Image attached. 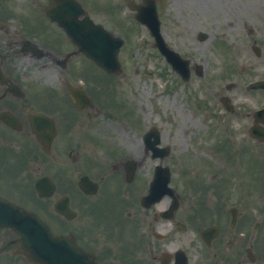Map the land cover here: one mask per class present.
I'll return each instance as SVG.
<instances>
[{
  "label": "flooded vegetation",
  "instance_id": "1",
  "mask_svg": "<svg viewBox=\"0 0 264 264\" xmlns=\"http://www.w3.org/2000/svg\"><path fill=\"white\" fill-rule=\"evenodd\" d=\"M24 1L28 10L37 13H45L55 5L53 0ZM78 1L86 9L125 10L129 12L128 17H134L138 9L156 12L164 39L188 59H193L195 53L185 45L192 40L204 42L211 36L228 46L229 51L218 52L224 58L235 60L238 55L246 59L264 57V33L257 25H250L255 24L256 18L249 14L263 9H259L260 0ZM7 22L0 20V196L37 212L53 233L73 236L85 250L96 254L98 264H192L195 259L196 264H201L198 257L203 258L205 264H235V261L238 264H260V252L264 249V209L260 204L249 202L244 195H226V191L199 198L190 204H183L180 199L174 212L169 196L144 204L142 199L149 179L140 174L142 164L130 171L131 164L124 163L127 159L103 165L84 164L86 170L83 168L85 172L81 173L97 183V190L86 195L84 224L83 218L73 212L76 209V172L81 167L77 166L80 155L73 151L71 137L76 118L72 112L68 114L65 107L71 105L74 108V104L69 101L68 105L59 104L49 98L51 90L47 86L29 83L28 73L20 69L19 60V57L44 58L39 66H58L57 86L66 92V81L76 84L71 60L65 58L70 50L66 48L69 40L54 21H33L36 25L32 27L36 30L31 32L22 21L16 22L18 29L16 26L10 28ZM186 35L190 36V41ZM233 35L245 38L246 46L241 48L242 51L235 50L229 42ZM25 38L35 41L39 48H30L23 42ZM54 42L55 45L50 44ZM262 69L243 81L233 79L234 84L228 92L229 111L220 101L224 94L219 92L217 95L219 109L226 119L241 124L238 133L247 140L251 125L264 137V88H247L264 80V67ZM236 72V65L232 64V75ZM247 98L252 103L247 102ZM39 113L51 119L50 126H44L45 130H55L47 150L37 140L31 124L32 116ZM89 114L90 111H86L85 115ZM258 142L264 155V141ZM37 182L47 195L38 193ZM65 195H68V207L72 211L67 212L68 216L55 210V204ZM107 212H114L115 222L121 223L122 228L135 236L132 244L121 246L114 256L111 245L102 247V232L98 230L100 236H97L94 232L97 228L90 229L97 225L96 217ZM189 231L192 239L188 241ZM15 239L11 229L0 226V264L25 261L23 255L16 253L18 243Z\"/></svg>",
  "mask_w": 264,
  "mask_h": 264
},
{
  "label": "rangeland",
  "instance_id": "2",
  "mask_svg": "<svg viewBox=\"0 0 264 264\" xmlns=\"http://www.w3.org/2000/svg\"><path fill=\"white\" fill-rule=\"evenodd\" d=\"M11 1L19 4L24 2V0ZM258 6L259 9L261 7L263 9L259 12H249L252 17L256 18L255 24L251 23L250 25L252 27L257 25L259 30L264 33V0H260ZM2 8H4V11L17 12L13 4L7 6L4 3ZM23 8V6L20 8V16L18 14L5 18L0 16V20H7L6 25L12 29L15 26L18 29L19 25L16 22L20 20L32 27L33 25L30 22H33L35 17L32 12L23 13ZM91 14L96 20L105 18L101 12L93 11ZM18 17H20V20ZM165 23L170 25L168 21H165ZM128 35V40H126L124 48L120 51L123 72L120 76L114 78V83L117 84L115 98L123 101L125 107L120 109L118 106L110 105L109 102L112 97L103 92L101 100H97L99 103L104 102L103 105L100 104L101 109L98 110V106L95 104L97 108L90 110V116L77 118L80 123L76 124L77 131L74 133L75 139H73L75 144L77 141V151L86 158L94 156L93 158L100 162L99 165L110 164L116 161L118 157L133 156L138 158L143 153V142L139 134L141 130L150 124H155L160 129L161 143H168L171 147L169 155L163 158L162 164L169 166L171 163L173 165L174 173L171 172V184L181 195L180 198L184 203L194 196L190 197V191L186 187L190 181L192 183L194 181L199 183L200 180L204 182L211 181V178L217 175L214 182L218 191L220 190L219 185H223V177L229 190L233 189L236 181L242 182L246 187L248 184L258 186L261 180L264 182L262 177V170H264L263 154L260 152L259 147H256L254 143L249 142L246 138L238 143V150L233 146L231 138L218 140L219 149L215 154L217 156L223 154L228 156L227 159L223 155L218 162L213 159L207 160L202 156L203 146L198 144V136L202 135L201 133L212 131V126L215 123L212 115L215 113L214 110L218 108L216 102L217 92L224 85L223 83L229 81L230 78L243 81L250 75L260 73L264 67V57L246 59V57L238 55L235 60L228 61V58L224 59L217 53L229 51L224 42L218 40L213 44L211 36L200 43L196 40L190 41V36L186 35L190 42L185 46L195 53L194 61L202 65L203 74L201 76L192 74L188 81L183 82L171 70L164 58L152 47L151 38L145 28L138 27L135 32H129ZM229 42L237 51L239 49L242 51L241 48L246 46L245 38L239 35H233ZM50 44L55 45V42ZM19 60L20 69L28 73L29 83L44 85L61 91L57 86L60 76L58 66L52 64H47L45 67L39 66V63L45 61L44 58L31 60L30 58L19 57ZM231 63L236 65V74L231 76L227 74L225 78L221 77L220 79L218 76L224 73L223 70L228 73L229 69L226 68ZM77 64L79 70L82 69L83 65H87L86 67L93 66L91 70L94 73L98 72V69L85 58H79L74 66ZM241 65H243L242 70ZM77 78L76 80L79 81ZM82 81L85 82L86 79L83 78ZM54 99L59 104L68 105V99L64 95L59 96L54 93ZM117 99L113 100L112 103H118ZM246 100L252 103L251 99L247 98ZM65 108L68 109V114L72 112L76 115L77 112L71 105ZM126 110L129 115L125 114ZM121 113L124 114L121 115ZM81 115L83 116V114ZM231 127L238 130L240 124L233 121ZM205 139L207 140L208 137L205 136ZM237 139L239 140V137ZM205 141H202V144H205ZM208 141L210 143L212 140L209 139ZM206 149L209 153L214 151L211 145H208ZM188 150L192 151L186 152ZM214 157L216 156L214 155ZM175 160H177L176 163ZM204 162L212 165L207 175L202 173ZM152 163L153 161L147 158L145 165L141 167V171L148 173ZM83 168L86 169L84 164L81 166V169ZM81 169L79 172L82 171ZM139 180L143 181L141 176H139ZM262 196L264 197V191ZM77 206L79 207L78 203ZM101 217L105 220L107 233L114 239V242H110L111 245L113 243L117 246L112 245L114 256L118 253V247L121 248L122 246L124 248L128 244H132L135 236L128 233L125 227L122 228L121 223L115 222L114 212H107ZM82 218L84 224H86V216L83 215ZM93 227H90V229L92 230ZM98 230L100 228H97L94 232L97 234ZM189 234L188 237L185 235L188 241L192 239L191 232ZM97 236L100 235L97 234ZM107 245L106 241L103 247ZM194 259L195 257H193ZM198 259L201 264H205L203 258L198 257ZM195 261L196 259L192 261V264H196ZM235 263L238 264V261H235Z\"/></svg>",
  "mask_w": 264,
  "mask_h": 264
},
{
  "label": "water",
  "instance_id": "3",
  "mask_svg": "<svg viewBox=\"0 0 264 264\" xmlns=\"http://www.w3.org/2000/svg\"><path fill=\"white\" fill-rule=\"evenodd\" d=\"M63 14L64 12L61 11L59 15L51 17L62 22L79 50L106 70L116 71L119 67L116 53L120 41H112L107 32L88 18L79 22L73 14L70 13V16ZM70 20L74 21L70 22ZM157 44L170 59L171 53L169 54L170 51L166 49L164 42L159 37H157ZM173 62L175 63V61ZM0 222L15 230L21 238L22 251L34 261L43 264H95L93 257L84 253L72 239L52 235L47 226L33 213L1 199Z\"/></svg>",
  "mask_w": 264,
  "mask_h": 264
}]
</instances>
